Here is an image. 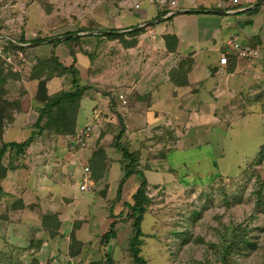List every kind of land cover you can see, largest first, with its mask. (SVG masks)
Masks as SVG:
<instances>
[{"label": "crops", "instance_id": "obj_1", "mask_svg": "<svg viewBox=\"0 0 264 264\" xmlns=\"http://www.w3.org/2000/svg\"><path fill=\"white\" fill-rule=\"evenodd\" d=\"M119 5L110 10L113 18L106 19L103 12L97 13L98 21L104 28L120 30V33L142 26L144 30L135 37L134 45L125 48L117 39L95 34L107 32L105 28L82 31L78 33L82 37L75 41L59 39V43L41 46L46 47L45 58L54 53L64 67L73 68L79 86L89 87L80 99L75 132L88 124L96 103L109 102L111 114L88 141L85 149L90 154L86 153V157L91 161L99 134L103 135L109 124L116 127L117 121L120 128V124L124 127L121 141L138 156L137 170L143 173L149 186H164L172 182L171 174L185 173L186 168L203 166L212 170L220 166L237 174L264 146V60L236 58L233 52L227 51L226 43L237 38L264 54V0H120ZM162 12L166 14L157 18ZM129 39L125 36V40ZM78 44L88 52L79 50ZM41 47L35 46L29 52L41 56ZM223 53L228 58L225 66L219 64ZM32 63L35 65L36 60ZM70 81L65 75L53 76L47 81L48 94L69 91ZM14 82L20 84L18 79ZM24 84L25 93L16 97L20 108L9 126L10 131L31 127L36 118L30 125V116L36 117L41 108V103L35 100L37 81L31 79ZM117 94L124 95L123 103L115 99ZM65 137L55 139L57 152L66 149ZM40 141L28 147L25 158L35 161L40 156L36 154ZM113 149V152H104L103 163L117 166L110 167L107 178L103 177L107 170L103 176L96 177L97 182L91 176L96 185L110 177L112 182L108 187L113 189L115 200L123 168L121 152ZM69 158L70 155L64 157L66 165ZM59 169L62 171L64 167ZM82 173L83 170L79 172L77 185L65 192L69 195L65 209L68 211L72 206L71 199H79L85 203L81 204V210L87 214L86 220H93L96 217L93 211L105 200L92 198V190L79 191ZM55 176L58 182L42 187L49 194L41 191L39 176L33 189L38 195H45L42 207L60 214L64 207L59 206L61 210H58L53 204L56 205L55 199L61 195L58 183L64 184V175L57 171ZM135 179L139 180L135 175L128 177L122 186L119 201L124 205L131 202L138 187ZM58 216L63 236L64 215ZM84 253L85 250L68 254L67 263L76 264Z\"/></svg>", "mask_w": 264, "mask_h": 264}, {"label": "rangeland", "instance_id": "obj_2", "mask_svg": "<svg viewBox=\"0 0 264 264\" xmlns=\"http://www.w3.org/2000/svg\"><path fill=\"white\" fill-rule=\"evenodd\" d=\"M119 1L0 0V34L15 42L22 39L28 42L22 44L24 46H18L25 48L21 52L28 61L27 71L18 75L20 84H14L16 78L7 79L4 85L5 98L19 102L16 97L25 93L24 83L33 79L37 81L35 100L40 103L37 100L39 80L32 75V61L43 62L51 57L45 58L46 47L41 46L56 41L53 40L54 37L67 40L70 37L81 38L78 33L86 30H110L98 21L100 17L97 13L103 12L106 19L112 17L109 15L110 10L118 8ZM133 40L130 38L128 42ZM5 42L7 41L0 39V45L5 46ZM78 45L79 50L88 52L81 44ZM35 46L42 48L41 56L37 57L32 51L29 52ZM89 51L92 52L91 49ZM0 70L10 72L1 65ZM56 75L72 79L71 75L60 74L59 71ZM47 95L52 96L48 94V90ZM19 108L13 112L12 121L3 127L0 146L7 142H22L33 132L35 134L30 145L40 140L42 143L38 144L39 154H36L40 156L35 161L24 157L30 145L22 154L7 150L2 159V166L7 169V173L0 179V264H70L67 263V255H75L83 250L85 253L76 264L104 263L108 260L110 264H135L129 251L133 230L131 220L127 218L128 209L119 199H112L113 189L111 191L108 187L112 182L110 177L109 183L101 180L92 188V198L99 200L101 197L105 200L98 205L99 208L95 204V219L86 220L87 214L81 210V204L85 203L79 199H71L72 206L68 211L65 209L69 203L65 201L69 198L65 192L77 185L79 172L83 167L87 166L93 175V158L100 152H113L114 138L121 129L117 121L116 127L109 124L105 133L99 134L93 148L95 154L90 161L86 157V153L90 154L87 149L73 148L69 141L63 152H57L59 148L55 149V139L60 140L65 136H59L50 130L39 132L34 129V124L31 123L37 118L39 110L36 117L30 116L28 124L31 127L10 131L9 126ZM65 139L68 140V136ZM66 155H70L69 165L65 164ZM113 165L117 166L104 164L102 176L107 170L104 178H107ZM121 165L123 168L122 163ZM61 167L65 171H60ZM196 168H186L185 173H178L180 176L177 172L171 174L172 182L164 186L147 185L145 194L148 201L141 224L143 237L139 255L146 264H264V146L253 161L245 163L234 175L220 166L212 170L203 166ZM56 170L64 175V184L58 183L61 185V195L57 197L58 201L55 199L56 205L52 203L58 210L64 207L60 214L50 213L47 207H42L46 202L45 195H38L33 189L37 176L41 179V188L57 181L58 177H54ZM122 176L124 177V172ZM135 180L138 185L140 179ZM95 181L98 180L95 178ZM132 186L134 187L133 184ZM41 191L46 194L49 192L47 188H42ZM53 197L52 194L51 200ZM44 215H56L59 221L58 215H64L62 229L65 238L60 231L57 236L52 237L42 227L41 217ZM111 222L115 224L116 235L107 245L101 246L100 239L109 230ZM125 230L128 232L124 233ZM81 238L85 240L84 243Z\"/></svg>", "mask_w": 264, "mask_h": 264}, {"label": "trees", "instance_id": "obj_3", "mask_svg": "<svg viewBox=\"0 0 264 264\" xmlns=\"http://www.w3.org/2000/svg\"><path fill=\"white\" fill-rule=\"evenodd\" d=\"M251 12V11H249ZM166 12L160 13L157 18L162 17ZM134 27H132L133 29ZM144 28L134 29L126 33H120V30H107L105 37L110 40L117 39L123 47H130L136 43L135 37L139 35ZM101 36V35H100ZM125 36L131 37L134 40L128 42L125 40ZM79 38L70 37L66 41H75ZM38 40H35L37 42ZM61 40H56L54 43H59ZM20 44H26L23 39L17 41ZM6 50H20L24 51L25 48L18 47L5 42ZM32 75L34 78L39 80L38 83V92L37 100L42 104L41 108L38 111V115L34 124V129H37L39 132L44 130H50L56 133L59 136H70L75 133L76 130V118L79 109L80 99L89 90L88 86H79L76 80V72L71 69L64 67L57 59L54 54H51V57L48 60L43 62L37 61L36 64L32 66ZM69 74L71 75V89L69 91H60L52 96L47 95L46 84L53 75L58 74ZM10 77L18 79V74L13 73H4L3 70H0V134L3 130V127L6 123L12 121L13 112L18 110L19 102L16 100H8L5 98L6 92L4 90V85L6 84L7 79ZM121 129L117 136L114 138L113 147L121 152L122 155V164L124 177L120 180L117 189L116 199L120 198L122 186L125 180L135 175L140 181L135 193L131 196V202L126 203L125 207L128 209L127 218L131 220L132 227V236L129 240V251L132 256V261L135 264H146V261L140 256V245L142 244L143 232L141 229V224L143 221V216L146 212V202L148 198L145 194V189L147 187V181L143 173L137 170L138 167V156L135 153L130 152L129 146L127 143L122 142V135L124 133V127L122 124ZM34 132L22 142H7L2 143L0 146V179L4 178L7 169L2 166V159L6 154L7 150H15L18 154L24 153L25 149L30 145L34 138ZM105 159L104 153L100 152L95 156L91 161L93 176L98 177L102 175L104 169L103 160ZM42 227L51 233V236H57L60 221L56 215H44L41 217ZM114 223L109 224V230L104 233L100 239V245H107L111 238L115 237L114 232ZM90 264H110V261L104 263L91 262Z\"/></svg>", "mask_w": 264, "mask_h": 264}, {"label": "built area", "instance_id": "obj_4", "mask_svg": "<svg viewBox=\"0 0 264 264\" xmlns=\"http://www.w3.org/2000/svg\"><path fill=\"white\" fill-rule=\"evenodd\" d=\"M171 6H175L174 1H170ZM138 5H135L137 8ZM227 51L233 52L234 56L239 59L253 61L257 59L264 60V54L258 48H251L242 44L237 38H231L226 43ZM227 54L223 53L219 57V64L225 66L227 64ZM0 65L12 73L23 75L27 71L28 61L25 55L20 50H6L5 46L0 45ZM118 102L123 103L125 97L123 94H117L115 98ZM109 102L96 103L91 111V119L82 128L76 131L73 135L68 136V141L71 147L83 149L87 146L88 141L94 134V131L101 127L102 121L111 114L108 106ZM81 182L78 189L81 193H86L92 190L95 186V181L91 176L89 168L83 167Z\"/></svg>", "mask_w": 264, "mask_h": 264}, {"label": "water", "instance_id": "obj_5", "mask_svg": "<svg viewBox=\"0 0 264 264\" xmlns=\"http://www.w3.org/2000/svg\"><path fill=\"white\" fill-rule=\"evenodd\" d=\"M215 13H222V14H223L224 12H215ZM155 21H157V20H155ZM141 28H142V26H139V27H136V28H134V29L138 30V29H141ZM107 33H108V32H96L95 34H107ZM0 39H4V40H6L7 42H9L10 44L15 45V46H24V45H22V44H19V43L13 41V40H11V39H9V38H7V37L1 35V34H0ZM59 39H64V38H61V37L53 38V40H59Z\"/></svg>", "mask_w": 264, "mask_h": 264}]
</instances>
